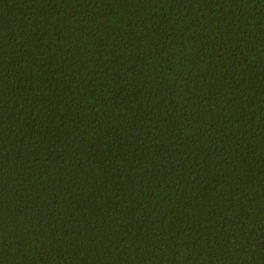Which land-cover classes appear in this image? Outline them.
<instances>
[{"label": "trees", "instance_id": "obj_1", "mask_svg": "<svg viewBox=\"0 0 264 264\" xmlns=\"http://www.w3.org/2000/svg\"><path fill=\"white\" fill-rule=\"evenodd\" d=\"M0 264H264V0H0Z\"/></svg>", "mask_w": 264, "mask_h": 264}]
</instances>
